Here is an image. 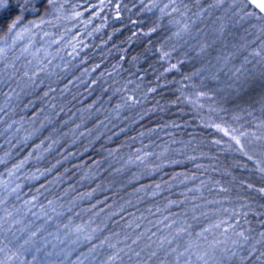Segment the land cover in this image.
<instances>
[{"label": "trees", "instance_id": "1", "mask_svg": "<svg viewBox=\"0 0 264 264\" xmlns=\"http://www.w3.org/2000/svg\"><path fill=\"white\" fill-rule=\"evenodd\" d=\"M226 1L211 10L214 0L199 5L205 14L213 11L225 35L237 32L221 38L220 28L202 37L192 15L199 11L195 0H184L185 17L161 13L169 0H104L103 5L101 0H32L29 7L36 10L26 16L52 40L44 59L53 54L54 68L46 67L32 87L23 71L41 64L24 67L20 53L15 58L6 53L9 67L6 72L0 67L5 81L0 101L5 104L11 88L20 93L0 119V239L10 241L13 251L20 249L16 264H105L117 253L111 264H183L167 252L183 251L188 243L205 247L203 237L197 239L205 228L208 241H225L238 257L243 252L233 240L245 250L255 245L257 252L243 264H260L255 256L264 251V242L257 243L264 231L263 147L241 138L245 155L223 132L205 126L220 124L237 129V135L264 131L258 127L264 122L259 65L244 64L246 53L234 59L230 71L221 60L224 46L233 39L238 44L247 26L226 17ZM185 22L189 30L181 31ZM8 34L0 26V40ZM77 40L79 55L69 56V41ZM236 76L242 84L228 92ZM50 88L54 91L45 97ZM233 212L238 214L230 216ZM221 220L237 224L235 231H245L249 241L238 240L231 230L222 235L226 225L212 229ZM180 227L188 232L177 236ZM164 240L172 243L160 249ZM150 250L157 256L149 259Z\"/></svg>", "mask_w": 264, "mask_h": 264}, {"label": "snow or ice", "instance_id": "2", "mask_svg": "<svg viewBox=\"0 0 264 264\" xmlns=\"http://www.w3.org/2000/svg\"><path fill=\"white\" fill-rule=\"evenodd\" d=\"M112 0H109V3H111ZM49 4H53L54 0H48ZM104 0H101V4L103 5ZM225 3V0H214V3H211L208 5V9L211 10L212 8H219ZM32 4V0H16V3H13V0H0V26L6 27L7 33H13L14 39H20L25 32H29L31 29L29 26H25L22 32H17L16 30L20 28V26L24 23V19L26 18V14L32 11H35V6L29 7V5ZM196 6L199 8L198 12L193 13L192 15L198 16L200 13L204 12L205 9L202 7H199L200 0H195ZM155 6V5H153ZM117 9H119L120 5L117 3L116 5ZM171 9V11H165L166 9ZM161 13L163 15H169L171 16L173 13L178 14L180 17H185L186 13L189 11V5L184 2V0H169L168 4H165L163 8L160 9ZM12 13L13 15L9 16V22L6 25H2V18ZM77 16L80 15V13H76ZM226 17L231 20L234 24L238 25H244L245 27L244 31L246 35H252L255 36V40L252 41H245L244 43L240 45H234L235 51L231 54L232 56H237L242 53H247V55H244L243 61L244 64L252 63L253 60L255 61V65H259L258 71L261 72L262 75H264V0H228L226 12ZM116 18L119 19V12L117 11ZM91 21H89L90 23ZM195 21L193 20L192 23ZM43 23V21H41ZM176 24H180V20L175 21ZM32 27H36V25L32 22H30ZM189 30V24L185 22L182 26L181 31H188ZM224 25L222 24L220 31L223 32ZM152 31H155V28L152 29ZM181 31H178L176 35H180ZM133 35H136L133 33ZM147 35V33H145ZM256 41H259V45L254 48L253 50L249 51V46L251 44H254ZM55 42V41H54ZM82 43V41L77 40L75 43H72L69 41V45L72 48V52L68 53L69 56H76L79 55V52L77 51L78 46ZM7 47V44L5 42V47H0V54H3L5 52V48ZM86 47V46H85ZM28 49L25 48L24 51H27ZM83 49L81 48L80 51ZM165 56H167V53H165ZM163 58V57H162ZM123 59V57H122ZM48 63H51L49 61ZM29 64H31V61H29ZM5 67H9L8 65H5ZM96 67H99L97 65ZM177 67L176 64H173L171 66L172 69H175ZM167 71H170L171 69H166ZM46 71V66H39L38 68H31V69H25L23 71V76L30 82L32 87H36V81L40 77L41 73H44ZM17 72L13 73V76L17 75ZM237 73L241 72L240 68L236 69ZM239 78V77H237ZM9 80L12 79V76L8 77ZM40 83L42 84L43 81L41 80ZM5 84V81L2 77H0V89L3 88ZM54 91V89H49L48 91L44 92V96L48 97L49 94ZM150 91H155V89H150ZM20 93L16 91L15 88H11L8 93L4 94L5 98V104L3 107H0V114L4 113L5 108L10 106V102L14 97H19ZM208 94L205 92L199 93V96H207ZM128 101H132L135 103V99L132 96H129ZM54 107V106H53ZM0 119H3V116L0 115ZM206 127L211 126L214 127L217 131L223 132L225 136H228L231 141H233L237 146L238 150L243 152L245 155L247 153L244 151L245 145L242 143L241 138H245L247 143H252L253 140H262L264 139V131L261 132V134L257 135L256 133H248L244 131H239L238 135L237 129H229L222 127L220 124H213V125H205ZM259 128L264 130V122H262L260 125H258ZM12 128V124L8 125V129ZM8 129H5V131H8ZM2 134V133H0ZM251 136L252 139L248 140L247 138ZM43 143V142H41ZM214 143L219 144L220 141L216 140ZM40 145H37V148H39ZM31 155V154H30ZM249 159H252L251 156H248ZM194 159V158H193ZM137 160L140 161V163H144V158H141L137 156ZM27 163V158L23 161H21L19 164L15 166L14 170L9 171V175H13L14 171H18L20 168L24 166V164ZM173 163H181V161H173ZM264 171V169H261ZM35 178V177H34ZM7 187V185H5ZM157 188L160 187V185H156ZM249 188L252 187V185H248ZM15 191V189H13ZM220 191H227V189L221 188ZM261 194H264V188L259 189ZM30 203V202H29ZM225 213H228V209L223 210ZM238 213H231L230 216H235ZM167 219V218H166ZM223 228L222 235L228 233L230 230L233 232V234L238 238V240H243L245 242L249 241V235L245 233V231L241 230L239 232L235 231V228L238 226L237 224H232L229 222V220H221L219 223L212 225V229H220L222 226H225ZM262 227H264V221H261ZM168 227H172V225H167ZM140 225L137 224V228H139ZM190 227V226H189ZM78 232L83 231V229H77ZM209 229L205 228L201 233L197 234V239H200L203 237V239L206 242L205 247H201L200 245H193L192 243H188L183 251H178L176 248H171L169 252H167V255L175 254L177 259H183V264H225L226 261H235L237 258L240 259L241 264H243L244 261L248 260L250 257L253 256L254 253L257 252V248L255 245L251 247L250 250H245L244 245L238 244L237 240H233L232 243L236 245V247L243 252V256L238 257V252L234 251L230 247H224L225 241L221 240H214V241H208L207 237L204 235V233H207ZM188 229L185 227H180L178 232L176 233L177 236L182 235L184 233H187ZM191 235V233H188ZM34 235V234H33ZM155 233H152V236H154ZM260 239L257 240V243L264 242V231L260 232L259 234ZM87 239H91V237H86ZM151 240V237H149ZM139 241V237H137V240H133L132 244L135 245ZM10 241H8L6 238L0 239V264H16L17 261L20 259V249H16L13 251L12 248L9 247ZM27 243V242H26ZM104 242H102L103 245ZM167 243L168 245H171V240H164L160 242V249H164V245ZM101 245V246H102ZM95 247V246H93ZM109 247H113V245H109ZM150 249V246H149ZM134 249L129 246V252H133ZM144 251V249H140V251H135V255L137 258L141 256V253ZM157 256L156 251L150 250L149 259ZM119 258V254H114L108 257V261L105 262V264H111V262L117 260ZM255 259L260 262V264H264V251L259 252V255L255 256Z\"/></svg>", "mask_w": 264, "mask_h": 264}, {"label": "rangeland", "instance_id": "3", "mask_svg": "<svg viewBox=\"0 0 264 264\" xmlns=\"http://www.w3.org/2000/svg\"><path fill=\"white\" fill-rule=\"evenodd\" d=\"M203 1L204 0H200V2H203ZM212 12L213 11L207 10L206 14L204 12H202L197 16L198 17L197 19H199V22H200L199 30L203 33L202 37H204V36L206 37V35L211 36L212 34H216L218 29L220 28V26H219L220 23L218 20H216V18L213 17L214 13H212ZM32 14H29V15H32ZM51 18L54 19V17H51ZM211 18L213 19V21L210 20ZM30 22L34 23L36 25V27H32ZM25 26H29L31 30L29 32H25L20 39H14V34L10 33V34H8L6 39L4 38V39L0 40V47H5V42L7 44V47L5 48V52L3 54H0V67L5 68V64H1L3 61L4 62L7 61L6 62L7 65L10 63V60L8 61L9 58L7 60H6V58L3 59L5 57L6 53H8V55H10V58L15 54L19 55V53H20V58H19V60L18 59L17 60L20 62L23 59H25L24 67H28V66L30 67V66H32V63H33L34 67L38 64H41L42 66L54 68V66L51 63H48L52 59V57H54L53 54L51 55V59H49L47 61L44 59V57H45L44 55L47 54L46 51L48 50V46H51L52 40L49 39V37H46V33L37 32V30L39 29L37 27V22L29 21L28 16H26V18L24 19V23L16 31L22 32ZM197 29H198V25H197ZM229 31L230 32L226 33V35L224 34V31H223L219 37H221V38L226 37L227 38V34H228V37H230L234 33H237L236 31L233 32L232 29ZM234 36H235V34H234ZM237 38H239V40H241L238 44L235 43L236 40H234V39L230 42L228 41V43H227L228 45L224 46V50H222V52L220 54V56L222 55V57H223V59H221V60L224 61V58L226 59L227 65L229 66L228 71H230L231 69H234V67H235V65L233 63L234 59L238 58V56L243 55V53H242V54L237 55V56H232L231 54L235 51L233 46L234 45L238 46V45L244 43L243 40H245V38H248L247 41L255 40V36H252V35L251 36L246 35V36L237 37ZM254 44H251L249 46V51L254 49L253 48ZM25 48H27L28 50L24 51ZM53 53H55V51H53ZM15 57H17V55H15L13 58H15ZM29 61H31V62L33 61L31 63V65L29 64ZM6 71H7V68L3 70V72H6ZM239 79L240 78H237V76H236L234 78V80L232 81L231 86L228 85L227 91L229 90L230 92H234V91H232L233 88H235L236 86H240L242 84V82H240ZM3 99L5 100V98H3ZM3 106H4V101H0V107H3ZM258 141H260V143H261L260 146L263 147V153H264V139L258 140ZM3 199H4L3 197H0V202Z\"/></svg>", "mask_w": 264, "mask_h": 264}]
</instances>
